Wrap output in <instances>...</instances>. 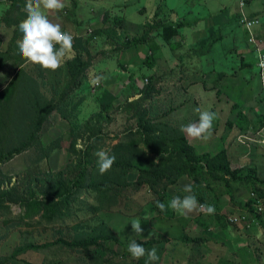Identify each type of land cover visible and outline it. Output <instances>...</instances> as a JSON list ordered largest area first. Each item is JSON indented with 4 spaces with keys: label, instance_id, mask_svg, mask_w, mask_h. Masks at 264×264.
<instances>
[{
    "label": "rangeland",
    "instance_id": "obj_1",
    "mask_svg": "<svg viewBox=\"0 0 264 264\" xmlns=\"http://www.w3.org/2000/svg\"><path fill=\"white\" fill-rule=\"evenodd\" d=\"M205 1V3L203 1L195 3L194 0L185 2L167 0L165 2L169 8L177 10V15H168L167 8L160 13L161 17H167L170 21L182 20L187 26L182 30V38L178 40L175 53L173 54L170 48L163 51L169 58L173 57V61L170 63V59L166 57V64H161L155 71L146 66L135 65V63L129 64L128 68L124 65L125 67L121 69L119 67L120 57L116 56L114 46H122L123 42L120 44L113 33L107 34V37L93 38L90 45L91 61L87 70L91 83L87 86L86 94L77 90L81 85H77V88L69 87L70 76L65 65L73 54L64 58L61 70L59 68L51 71L31 64L20 54L17 42L22 39L23 34L12 37L9 47L7 46L9 43H4V47L8 49V57L13 55L14 58L8 61L3 69L10 70L8 84L19 70L23 69L26 74L25 81L29 78L32 85L38 87L48 101L56 102V108L41 128L38 142L30 149L0 164V196L3 192H8V198L11 200V203L0 201V264H146L148 259L140 263L139 259L132 258L127 250L128 238L160 241L154 245V248L157 256L159 251L162 254L158 256V260L148 262V264H264V212L258 215L254 213L255 202L252 197L250 198L249 188H244L241 197L232 194L229 196L230 202L222 204L218 201L220 198H217L216 193L218 192L219 196L224 194V183L200 185L194 190L195 193H199L195 194L197 200L201 204L213 205L215 212L209 215L206 211L197 209L192 213L181 215L170 207H166L163 212L160 211L156 206L157 201L167 205L175 194L183 197L185 195L184 185L191 182L178 178L175 184L165 189L160 198L146 187L136 185L140 171L139 165L135 162L133 167L125 166V176L118 180V186H111L114 191L108 192L107 196H102L92 186L94 181H100L101 174L100 171L95 170L98 166L96 152L109 150L110 155L122 153L124 157H128L126 146L134 141V138L137 140V131L134 130L133 121L126 117L129 115L125 113L124 104L127 101L136 100L138 97L134 95L143 93L145 88H149L148 86L153 85L157 88L156 94L146 102L145 109L149 117L157 123H165L178 130L185 125L186 112L188 115L198 116L199 114L194 109L199 107L204 110L199 105L198 97L210 104L216 99L222 103L232 104L236 98L246 103L249 98L254 97L249 96L250 90L254 95L255 92H260L259 82L255 79V68L251 65L252 60L247 55V50H252H250L242 28L232 22L234 13L240 9L239 0ZM63 2L65 7L62 10L49 13L55 23L58 21L68 25L70 23L72 28L67 26L65 28L70 29L69 32L73 39L81 35V37L93 36V33L99 30L98 24H89L88 17L92 15L91 5H93V10L99 12L102 17H109V14H113V16H123L127 22L133 23L134 27L126 24L123 25L122 30L113 26L116 30L118 28V32L121 31L123 37L132 38L141 34V27L152 20L155 11L164 3L157 4V0H63ZM120 5L128 6L124 9ZM142 5L146 7L145 12L141 11ZM104 6L106 8H102ZM245 9L247 15L258 9L260 11L257 14L262 16L264 0H256L254 6H248ZM107 10L110 13H107ZM213 16H221L224 22L219 32L216 31L217 27H209L208 34L211 30L216 31L213 35L210 33L208 38V41H212V44L214 41L215 45L200 44L201 40L205 39L203 38L205 32L202 30L204 22L207 24L212 22ZM197 18L199 22H196ZM15 21V15L8 18L10 25L15 24ZM1 23L6 25V22ZM13 26L16 28V25ZM109 37H112L111 40H108ZM153 43L148 42L146 46L140 47V50L150 55L148 50H152ZM2 45L3 41L0 36V53H2ZM161 47L156 51L158 52ZM157 52L155 55L160 57ZM198 52L209 54L200 59L197 57ZM139 56L143 60L147 58L144 52H140ZM167 63L171 69L173 68L171 71ZM199 65L204 68L203 74V68L195 72ZM246 65H249L250 69L246 68ZM248 71L253 75L246 77ZM219 72H223L224 76L218 78L220 76L216 73ZM201 75L203 78H200ZM97 78H99V83L94 84L93 81ZM232 78H235L236 82L248 78L251 86L249 84L244 87L241 83L239 88H234ZM195 80L199 82L204 80L202 84L207 93L199 96L200 89L197 91V88L189 89L187 82ZM108 85L112 88H106ZM104 89L113 93L114 96L117 93L119 98L116 99L113 109L108 110L107 120H99L98 124L92 120L87 134L79 131L80 135L78 132L69 130L66 122L56 123L51 119L53 116L56 119L59 115L61 116L58 110L66 112L78 103L74 113L78 121L82 123L98 112L97 104H89L90 112H88L86 104L82 103L86 99L95 101V95ZM262 93L264 94V91ZM61 95H64V103H70L69 108L66 109L63 104L59 105L58 98L60 99ZM190 95L195 97L196 103H189L191 106L188 111H185L189 107L185 104ZM22 98L19 90L11 95L8 101L0 104V136L16 137L12 134L19 132L17 128L23 125L21 112L27 110L25 104H22ZM82 98L83 100H80ZM104 100L107 103V99ZM205 109L214 112L211 105L205 104ZM235 111V108H230V112H226V115H232ZM6 122L12 123L9 124L10 127L6 125ZM73 135L79 136L75 141L74 150L70 148ZM77 141L82 142L83 148L77 147ZM117 142L121 150L110 153L113 148L112 144L116 146ZM13 147H15L14 143L9 146H0V152L10 151ZM222 147L224 146L219 142L213 141V146L203 150L196 149V152L199 154L203 151L215 155ZM84 150H88L90 161L86 166L85 180L88 181L91 177V184L84 183L81 190H76L75 195L69 201L62 202L58 208H54V212L49 214L50 218L42 215L28 217L18 201L29 199L31 194L40 198L42 190L55 186L61 179L63 181L72 180L80 170L78 165L83 159ZM235 157L231 156V159L235 161ZM155 162L158 164V161ZM103 174L106 175V173ZM243 187L239 186V191ZM213 192H215L214 198H212ZM252 192L260 196L259 190L255 189ZM260 202L264 208V198L260 199ZM219 211L220 214H226L223 223L228 226V236L216 218ZM145 216L148 217L147 220L144 219ZM232 216H245L246 222L243 224L230 223L228 218ZM258 216L260 217L257 218ZM137 218L140 219L143 229L140 237L136 236L131 227V222ZM100 223L107 226L115 235L116 240H99V246L89 245L86 248L73 245L88 235L93 228L98 227ZM205 225L209 227L206 232L211 237L207 242L192 243L184 239V237L188 239L202 237ZM57 239L59 242H55Z\"/></svg>",
    "mask_w": 264,
    "mask_h": 264
},
{
    "label": "trees",
    "instance_id": "obj_2",
    "mask_svg": "<svg viewBox=\"0 0 264 264\" xmlns=\"http://www.w3.org/2000/svg\"><path fill=\"white\" fill-rule=\"evenodd\" d=\"M25 4L26 0H0V12L2 16L1 21L6 22V26H10L8 18L15 15L16 29L14 31V36L16 37L22 34L18 29V25L26 18L27 13L25 11ZM164 9H167V5L165 3L160 5L158 10L155 11L152 20L141 27V31H143V33L132 38L128 36H126V38L123 37V34L120 33L121 31L118 32V28L117 30L114 28L119 27L121 30L123 29V25L125 23V19H123V17H115L110 27H102L96 31V33H93V36L75 37L73 39V55L66 61L65 65L70 76L69 87L77 88V85H81L77 90L84 93L89 83H91L89 72L87 70L89 69L91 61L90 45L93 38L107 37V34L109 35L110 33H113L120 44L123 42L122 46H119L118 44V46H114L116 49V56H119L121 52L131 47H135L139 50L143 44L147 45V43L151 40V34L156 32L158 37L161 38L162 43H156L151 47L152 54L155 55L156 49L160 48L162 45L169 47L171 51L174 52L178 46V40L182 36V30L185 29L186 26L182 20L170 21L167 17H161L160 13ZM167 14L171 15V11L167 10ZM212 31L213 30H211L209 34L211 33V35H213V33L216 32ZM209 34L205 37V39L201 40L200 44L207 45L210 43L212 46L215 45L214 41V44H212V41H208ZM257 35L260 36L261 34ZM245 37H248L246 32ZM111 38L112 37H109L108 40H111ZM123 38H125V40ZM7 53L8 51L6 54ZM198 53V56H200L202 52ZM252 53L255 55V62H252V66L256 69V54L254 51ZM6 54L0 53V71L6 67V63L10 60L9 57L6 58ZM154 60L155 57L147 55V58L143 61V65L151 67ZM119 67L123 69L125 66L119 61ZM246 68L250 69L249 65H246ZM24 73V70L20 69L6 89L0 94V104H2V102L8 101V96H10L11 93H14L13 89L16 84H21V82L26 83V87H23L22 92V104L27 105L26 108L28 111L23 110L21 112L23 125L17 128L19 130L17 134H12V136L16 137H10L11 135L0 136V146H9L12 143L15 144V147H13L10 151L0 152V164L13 158L15 155H19L20 153L30 149L33 144L38 142L41 128L56 108V102L50 100L48 101V99H46L40 92L38 87L36 88L34 85L33 87L28 86L30 79L27 77L28 81H25L26 74ZM217 75L220 76L218 78H221L224 76V73L219 72ZM148 87L149 88H145L143 93L136 94L138 96L136 100L127 101L124 104L125 113L129 115V117H126L128 120L133 121L135 126L134 130L137 131V140L134 138V141L129 142L126 146L128 148L127 155L129 158L124 157L122 153L114 154L116 155V159L110 169L111 171L105 172L106 175L100 174V181H94L92 184L96 192L105 197L108 192L114 191L111 186H118V180H121L126 174L125 166L133 167L134 162L139 165L140 171L137 177L138 181L136 182V185L146 187L149 191H152L153 194H157L159 197L165 192L166 188L175 184L178 178H180V180L186 179L188 182H191L193 184V193L196 195L199 193H195L194 190L200 185H208L209 183L212 185L215 183H224L226 191L230 196L232 183H250L252 180H259L258 178H255L256 170H251L249 168L241 170L233 169L228 153L225 149H221L215 155L208 153L199 155L196 150L188 144L185 136L180 130L172 128L165 123H157L153 121L149 117L145 106L147 100H149L152 95L156 94L155 91L157 89L153 85ZM67 93L68 89L66 91V94ZM105 98L107 99V103L104 100ZM94 99L98 106V112L82 123L78 121L76 114L74 113L76 109L75 107L78 106V103L73 106V109H69L66 112L58 110L61 114V119L68 124L69 130L78 132V134H80L79 131H83V133L87 134L92 120H95L94 122L97 124L99 123V120H107L106 115L108 114V110L110 108L111 110L113 109V105L117 99L116 96L104 89L100 93L96 94ZM80 100H83V98ZM60 104H63L66 109L70 107V103H64V95H61L59 99V105ZM27 112H30L31 114L28 113L27 115ZM6 123L8 127H10L9 124H12L10 122ZM2 126L4 127V124ZM99 132L100 131H98V133ZM78 138V135L72 136V144L70 147L72 150H74V144ZM140 145L143 147L145 152L140 150ZM119 150H121V147H119L118 143L112 148L110 153L113 151L119 152ZM82 153L83 159L78 165L80 170L72 178V180L63 181L61 179L55 186L42 190L40 198H36L34 194H31L29 199H20L18 201L20 206L25 209L28 217L42 215L50 218L49 214L54 212V208H58L62 202L66 203L67 200L69 201L75 195L76 190H81L84 183L87 182L91 184V177H89L88 181L85 180L87 176L86 166L90 162L88 150H84ZM90 160L92 161L91 158ZM155 161H158V164H155ZM95 170L99 171V164ZM61 174L62 172L60 175ZM251 197L255 202L254 213L258 215L260 213L256 209V205H262L259 204L258 201L260 202V199H263L264 196H257L254 193H251ZM0 201L4 203H11V200L8 198V192H3L0 196ZM261 207L263 208V206ZM220 213L221 212L219 211L216 218L221 228L226 233V236H228V226H225L223 223L226 214ZM259 217L260 216L257 218ZM228 220L232 223L229 218ZM208 230L209 227L205 225L202 237H195L193 239L184 237V239L192 243H199L200 241L207 242L211 239L209 236L210 234L206 232ZM99 240H116L115 235L107 228L106 225H104V223H100L98 227L93 228L88 235H86L83 239L76 241L73 245H80L84 248L89 245L99 246ZM55 242H59V240L57 239ZM137 242L142 244L145 249L149 250L154 248L156 243H160V241L156 239L146 241L137 240ZM63 243L67 244L65 242ZM160 254H162L161 251L158 252V256ZM146 259H148L147 256H144L139 259V262L144 263L143 261Z\"/></svg>",
    "mask_w": 264,
    "mask_h": 264
},
{
    "label": "crops",
    "instance_id": "obj_3",
    "mask_svg": "<svg viewBox=\"0 0 264 264\" xmlns=\"http://www.w3.org/2000/svg\"><path fill=\"white\" fill-rule=\"evenodd\" d=\"M179 1L185 2L186 0H179ZM194 1H195V3H199L201 1H203L204 3L206 2L205 0H194ZM161 2L165 3V2H167V0H157V4H160ZM239 2H240V9L236 13H234V15L232 17V22H234L240 28L238 20H239L241 15H244L245 17H247L249 19L258 18V19L263 21V25L260 29H256L255 33L263 34L264 33V13L262 14V16H259L257 14V12H259L260 10L255 9V11L253 10V11H251V13H248V15H247L246 11H245L246 7L254 6V3H256V0H239ZM193 5L194 6H200L199 4H196V5L193 4ZM91 6L93 7V5H91ZM127 6L128 5H120V7H124V9H126ZM142 6H143V8L141 11L145 12L146 7L144 5H142ZM92 7H91L92 15L88 17L89 24L90 23L98 24L99 29H101L102 27H105V28L110 27L113 23L112 19H114L115 17L116 18L117 17H123V16H113V14H109V17H107V16L102 17V15H99V12L94 11L93 10L94 8H92ZM102 8H106V7L104 6ZM167 8H168V10L171 11V14L177 15V10H175L173 8H169L168 6H167ZM106 12L110 13L109 10H107ZM47 15H48V18L52 22L55 23V20L50 15V13H47ZM107 18H109V19H107ZM123 19H125L124 25L129 24V25H132V27H134V24L127 22V19L125 17H123ZM1 20H2V16H1V12H0V36H1V40L3 41V45L1 47V52L6 53L8 51V49L4 46H5V44L12 42V37H14V31L16 28L13 26L15 24H12L10 26H6V25L1 23L2 22ZM105 20H106V22H105ZM102 21H104V22H102ZM196 22H199L198 18H197ZM58 23L60 25H62V27H61L62 31H66L68 33H71V32H69L70 29L65 28L66 26L69 28H72L70 23H69V25L65 24V22H63V24H62L60 21H58ZM227 23H228V20H227ZM223 25H224V22H223L221 16H213L212 22H209L208 24L206 22H204V28L202 30H204L205 36L203 38L207 37L208 31L210 28L217 27L216 31L219 32V28ZM185 26H187V25H185ZM132 30H134V29H132ZM199 32L200 31H198V33ZM204 32H202V34H204ZM142 33H143V31H141V34ZM244 33H245V31H244ZM181 38H182V36H181ZM245 38L247 39L248 37H245ZM150 41L154 42L153 43L154 45L157 43L156 41H158V44L162 43V42H160L161 38L158 37V34L156 32L151 34V40ZM245 42H246V40H245ZM9 45H10V43L7 46L9 47ZM244 45H245V43H244ZM142 46H146V45L143 44ZM167 48H169V47H166V46L161 47V49L158 51L160 54L159 55L160 57H158L157 55H153L152 51L148 50L150 55H153V57H155L153 64L149 68H152L155 71L156 68L158 66H160L161 64L162 65L166 64L165 59H167L166 57H168V56L165 55L163 53V51L166 50ZM250 50H252V51L247 50L248 51L247 55H249V57L251 58V60L253 62L255 59V55L252 53L253 49L251 47H250ZM175 51L173 52V54L175 53ZM140 52H144L146 57H147V52L141 51L140 49L138 50L135 47H131L127 50H124L123 52L120 53V55L118 57H120L121 63L123 65H125L127 68H128V65L131 63H135V65L144 66L143 61L146 58L143 60L139 56ZM207 54H209V53H206V54L201 53V55L200 56L197 55V57L202 59ZM8 55L9 54L7 53L6 56L8 57ZM67 56H69V55H67ZM9 58H10V60H14L13 55L9 56ZM172 58L173 57L169 58L170 63L173 61ZM167 65H168L169 70L171 71L173 68L171 69V66L168 63H167ZM251 65H252V63H251ZM202 68L203 67L201 65L197 66L195 69V72L197 73L199 70H202ZM61 69L62 68H60V70ZM256 70L257 69H255V76H256L255 79H257L259 82L260 92H255V95H254V94H252V90H250L249 96L250 97L254 96V97L249 98L246 103L245 102L243 103L241 100L236 98L232 104H230L229 102H223L222 103V101H220L218 99H216L215 101H213V103L210 104L207 101L202 100V98L198 97L200 100L199 105L201 107H203L204 110H206L205 104L208 106L211 105V107L213 109L212 111H214V113H216V118L213 121V129H212V135H211L210 139H208L207 141L193 139V138L187 136L185 133L182 132L183 135L185 136L188 144L191 147H193L195 150L196 149H200V150L207 149L210 146H213V141H215L216 143L219 142L221 145L224 146V147H222V149H225L227 151L233 169L241 170V169L249 168L251 170H256L255 178H258L260 181L259 180H252L250 183H232L231 184V187H232V190L230 191L231 195L233 194L234 196L241 197L243 191L246 188H249L251 191L250 192V198H251V193H253L252 191L255 189L259 190L260 195L264 196V94L262 93L264 91V88H263V85L260 84V80L258 78L259 76H257V75H259L258 70L257 71ZM203 72H204V68H203L202 74H203ZM10 74L11 73H10L9 69H5V70L0 72V93L3 90H5V88L9 85L8 84V77H10L9 76ZM251 74L253 75V73L248 71V73H246L245 76L247 77L248 75H251ZM200 78H203L202 75ZM232 80L234 81L232 84L234 88H239L241 83L244 85V87H247L250 84L248 78H246V79L243 78L241 82H236L235 78H232ZM144 82H146V78H144ZM194 82H197V83L195 84ZM194 82H192V81L187 82V86L189 87V89L193 88V90H194L197 88L196 91L200 89L199 90V96H202V93H204V94L207 93V90H204L205 88L202 84V82H204V80H202V82L195 80ZM184 83H185V80H184ZM62 85H64V82H62ZM156 85L158 86V83ZM24 86L26 87V83L21 82V84L20 83L16 84L14 89H13L14 93H11V95H14L15 92L20 90V95L22 96ZM28 86L33 87L31 81L28 83ZM250 86H251V84H250ZM198 87H200V88H198ZM106 88L110 89L112 87H110V85H108V87H106ZM80 92L78 91L79 94H81ZM182 92H183V90H182ZM84 94H86V91H84ZM84 94H82V95H84ZM115 94H116V97L118 99L119 98L118 94L117 93H115ZM10 96H8V98H10ZM135 96L138 97L137 95H134V97ZM58 100H59V98H58ZM195 100H196L195 97L190 95L189 100L186 101V104H185V105H188L189 107L185 111L189 110V108L191 106L189 103H191V104L196 103ZM91 103H94L96 105L95 101L92 102L91 99H88V100L86 99L85 102L82 103L83 105L86 104V111H88V112H90V110L88 109V106ZM25 106H27V105L25 104ZM230 108H232V109L235 108L236 111L232 115L231 114L226 115V112H230ZM27 113L31 114L30 112H27ZM198 118H199V115L198 116H191V115H188V113L186 112L185 125H187L189 123L197 122ZM51 119L54 120L56 123L65 122L61 119L60 115L57 119L55 116H53ZM116 144H118V142ZM112 145H113L112 147L115 146L114 143ZM140 150L145 152V150L143 149V147L141 145H140ZM204 153L205 152L202 151V153H199V155L204 154ZM231 156H236L235 161H233L231 159ZM155 164H156V162H155ZM253 184H254V186H253ZM217 186L221 187L220 185H217ZM239 186L240 187L244 186V187L242 188V190L239 191V189H238ZM213 187H215V186H213ZM224 187H225V185H224ZM233 187H235V189H233ZM224 189H225V191H224V194L222 196H219L218 192L216 193L217 198H220V200H218V201L220 203L222 202V204H224L223 202H230V198H229L230 195L227 193L226 188H224ZM212 194H213L212 198H214L215 192H213ZM172 196H173V194H172Z\"/></svg>",
    "mask_w": 264,
    "mask_h": 264
},
{
    "label": "clouds",
    "instance_id": "obj_4",
    "mask_svg": "<svg viewBox=\"0 0 264 264\" xmlns=\"http://www.w3.org/2000/svg\"><path fill=\"white\" fill-rule=\"evenodd\" d=\"M64 7L63 0H26V18L18 25V29L23 35L17 43L20 54L31 64L38 65L45 70L56 71L62 66L64 58L73 54V36L62 31L61 25L52 22L47 15L49 12H57ZM93 83L98 84L99 78ZM194 111L199 114L198 121L182 125L180 131L193 139L207 141L212 135L216 113L201 110L199 107L195 108ZM77 147L83 148L82 142L77 141ZM95 155L98 158L101 174L109 171L115 163L116 157L110 155L109 150H100ZM183 192L185 193L183 197L173 196L167 205L157 201L156 206L162 212L166 210V207H170L181 215L192 213L197 209L206 211L209 215L215 212L213 205L199 203L193 193L192 183L184 185ZM144 219L147 220L148 217L145 216ZM131 227L137 237L142 235L143 229L139 218L131 222ZM127 250L134 259L147 256L146 264L159 259L155 248L145 249L135 238H128Z\"/></svg>",
    "mask_w": 264,
    "mask_h": 264
},
{
    "label": "built area",
    "instance_id": "obj_5",
    "mask_svg": "<svg viewBox=\"0 0 264 264\" xmlns=\"http://www.w3.org/2000/svg\"><path fill=\"white\" fill-rule=\"evenodd\" d=\"M238 23H239V26L245 32H247V35H248L247 42L256 54V59H257L256 67H257L258 74H259V80H260V84H262L264 88V52H263L264 33L261 34V36H258L255 33L256 29H260L262 27L263 21L258 18L249 19L245 17L244 15H241L238 20ZM258 203L261 204L259 201ZM256 209L259 211L260 214L263 213L264 211L262 210L263 208L261 209V206L258 204L256 205ZM229 219L234 224H243L244 222H246L245 216L230 217Z\"/></svg>",
    "mask_w": 264,
    "mask_h": 264
},
{
    "label": "bare ground",
    "instance_id": "obj_6",
    "mask_svg": "<svg viewBox=\"0 0 264 264\" xmlns=\"http://www.w3.org/2000/svg\"><path fill=\"white\" fill-rule=\"evenodd\" d=\"M23 18V17H22ZM75 170H76V168H75ZM26 215V214H25ZM20 218V217H19ZM23 219V218H22ZM20 221V220H19Z\"/></svg>",
    "mask_w": 264,
    "mask_h": 264
}]
</instances>
